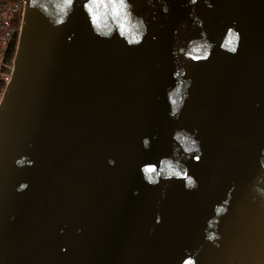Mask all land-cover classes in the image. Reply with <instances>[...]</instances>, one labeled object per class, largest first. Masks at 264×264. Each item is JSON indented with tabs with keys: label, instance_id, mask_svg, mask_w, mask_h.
Wrapping results in <instances>:
<instances>
[{
	"label": "water",
	"instance_id": "water-1",
	"mask_svg": "<svg viewBox=\"0 0 264 264\" xmlns=\"http://www.w3.org/2000/svg\"><path fill=\"white\" fill-rule=\"evenodd\" d=\"M23 1L0 101V264H180L188 254L197 264H264V199L253 190L264 173V0H210L212 9L199 0L202 27L188 0H164L167 15L157 0H131L148 24L134 48L96 37L80 0L62 27ZM233 21L243 37L235 56L219 48ZM202 31L217 46L206 63L179 57L193 83L174 120L166 95L175 85L172 51ZM177 129L199 130L201 163L182 150L175 157L199 181L196 191L182 180L149 186L140 172L173 157ZM154 136L145 150L142 138ZM24 156L35 165L17 167ZM25 181L30 187L18 193ZM226 198L227 214L215 216Z\"/></svg>",
	"mask_w": 264,
	"mask_h": 264
},
{
	"label": "clouds",
	"instance_id": "clouds-1",
	"mask_svg": "<svg viewBox=\"0 0 264 264\" xmlns=\"http://www.w3.org/2000/svg\"><path fill=\"white\" fill-rule=\"evenodd\" d=\"M162 4V12L167 15L170 9L164 0H157ZM82 5V11L85 13L92 33L102 39L111 40L114 36H117L120 40L124 41L128 48H134L141 46L145 38L148 36V24L147 21L136 14L135 5L131 0H80ZM147 3L155 7L153 0H147ZM199 3V0H188L187 7L192 8L189 13L190 18L193 20L196 26L202 27L203 21L195 14V5ZM205 6L209 9L213 8V4L210 0H204ZM77 0H56L51 7L47 3H41L40 0H30V6L32 8H39L40 11L49 19L50 23L54 27H62L68 22L69 17L75 11ZM156 17L153 16V20ZM236 21H233V26L226 29V32L219 44L221 51L228 55H238L242 42V34L235 27ZM184 27V25H182ZM174 30V35L176 34ZM74 35V34H73ZM72 37H69L71 42ZM151 39L155 41L157 37L152 36ZM216 43L211 41L207 37L206 32H201L199 38H193L189 40L186 45L181 43L180 46H174L172 55L176 57L174 63L176 68L173 72V80L175 85L169 87L166 90L167 101L170 106L169 117L174 120H179L181 112L190 98V89L192 86V79L187 74V69L180 66L179 57L183 56L184 60L192 63H206L211 59L213 50L216 48ZM259 106V105H257ZM199 133L198 129H194L189 132L187 129H177L173 134L174 149L173 157H162L158 164L154 162H146L140 166V172L144 181L152 187H156L160 184L161 180L171 181H183L186 191H196L199 189V181L190 174V169L181 159H175L178 152L182 150L184 158L192 159L195 163H201L204 151L201 146V141L196 137ZM152 139H158V136H154L151 139L148 137L142 138V146L145 150L151 148ZM108 165L115 167L116 161L109 158ZM260 167L264 170V149L261 150V159L259 161ZM17 167L34 166L35 161L30 160L27 156L21 157L15 161ZM264 184V173L257 177V182L254 185V191L264 199V187L260 185ZM30 185L25 181L21 182L16 191L23 193L28 190ZM235 189L233 184L229 189L228 197ZM138 195L139 191L136 190L133 193ZM166 196V189L162 190L161 198ZM230 199L226 198L220 202V204L214 205V213L220 215H226ZM14 219V217H12ZM163 222V217L157 213L155 223L160 224ZM216 219V224H218ZM208 227L205 229L206 240L208 242L215 243L219 237L214 232L208 231ZM77 234L83 232L82 228L76 229ZM154 232V229H150L149 233ZM63 234V229H61ZM218 246V245H217ZM64 248L62 251H66ZM187 252V250H186ZM180 264H197L195 255L188 254Z\"/></svg>",
	"mask_w": 264,
	"mask_h": 264
},
{
	"label": "built area",
	"instance_id": "built-area-1",
	"mask_svg": "<svg viewBox=\"0 0 264 264\" xmlns=\"http://www.w3.org/2000/svg\"><path fill=\"white\" fill-rule=\"evenodd\" d=\"M25 11L23 0H0V51L4 52L10 43L19 38ZM20 25L18 26V23Z\"/></svg>",
	"mask_w": 264,
	"mask_h": 264
},
{
	"label": "trees",
	"instance_id": "trees-1",
	"mask_svg": "<svg viewBox=\"0 0 264 264\" xmlns=\"http://www.w3.org/2000/svg\"><path fill=\"white\" fill-rule=\"evenodd\" d=\"M19 25H20V22L18 23V26ZM17 43H18V39L16 36L15 39L10 43V46L7 50H5L4 52L0 51L1 72L8 74L9 78L11 75V70L13 67V62H14V58H15V54L17 50ZM8 80L3 77H0V101L5 91Z\"/></svg>",
	"mask_w": 264,
	"mask_h": 264
},
{
	"label": "rangeland",
	"instance_id": "rangeland-1",
	"mask_svg": "<svg viewBox=\"0 0 264 264\" xmlns=\"http://www.w3.org/2000/svg\"><path fill=\"white\" fill-rule=\"evenodd\" d=\"M0 77H3V78H5V79H9V76H8V74H5V73H2L1 72V57H0ZM9 81V80H8Z\"/></svg>",
	"mask_w": 264,
	"mask_h": 264
}]
</instances>
